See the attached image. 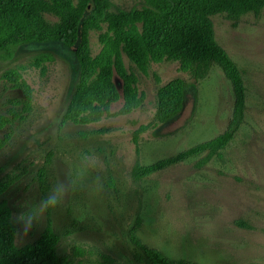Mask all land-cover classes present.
Listing matches in <instances>:
<instances>
[{
  "label": "rangeland",
  "instance_id": "1",
  "mask_svg": "<svg viewBox=\"0 0 264 264\" xmlns=\"http://www.w3.org/2000/svg\"><path fill=\"white\" fill-rule=\"evenodd\" d=\"M109 1L113 10L145 4ZM211 19L216 42L238 66L246 90L244 121L215 154L186 153L225 131L233 115L232 83L215 62L185 71L167 58L152 61L144 73L123 54L138 78L142 104L120 112L123 81L115 74L120 100L100 120L77 124L62 120L77 80L72 48L30 44L0 58V114L11 119L0 129L9 136L0 151V180L10 183L0 199L12 210L18 247L36 241L51 221L67 264H150L134 237L172 260L264 264V7ZM102 33L91 31L93 55ZM40 50L54 57L38 67L33 60ZM11 69L31 87L28 105L23 91L3 77ZM176 77L187 82L184 106L161 123L157 91ZM57 186L64 192L55 207L30 227L18 221L23 206L39 205Z\"/></svg>",
  "mask_w": 264,
  "mask_h": 264
},
{
  "label": "trees",
  "instance_id": "2",
  "mask_svg": "<svg viewBox=\"0 0 264 264\" xmlns=\"http://www.w3.org/2000/svg\"><path fill=\"white\" fill-rule=\"evenodd\" d=\"M263 7L264 0H145L140 9L130 10H113L109 0H0V58L10 59L19 47L30 44L58 42L72 48L78 66L77 80L62 120L77 124L100 120L110 111L111 104L120 100L115 74L123 81L124 103L120 112L130 113L142 104L138 78L127 70L123 54L144 73L152 61L167 58L178 60L185 71L194 65L215 62L232 83L233 115L225 131L186 152L208 150L215 154L232 141L244 121L246 90L238 66L216 42L211 15L227 13L238 17ZM45 13L54 14L58 21H48ZM94 30L103 32L101 49L95 55L90 42ZM53 57L48 50L37 51L33 64L39 67ZM3 77L23 91L28 105L32 91L22 74L11 69ZM186 87L187 82L181 77L159 87L156 101L159 122L165 123L181 112ZM10 121L0 114V129ZM8 141V135H0V151ZM156 168L157 165L138 167L136 173ZM9 186L8 181L0 180V196ZM16 234L12 210L5 199H0V264H67V257L58 253L59 237L51 221L36 241L23 247L16 245ZM133 240L150 264H196L169 259L137 237Z\"/></svg>",
  "mask_w": 264,
  "mask_h": 264
},
{
  "label": "clouds",
  "instance_id": "3",
  "mask_svg": "<svg viewBox=\"0 0 264 264\" xmlns=\"http://www.w3.org/2000/svg\"><path fill=\"white\" fill-rule=\"evenodd\" d=\"M64 189L62 186H57L55 190L45 199H43L39 205L34 206H23L27 208V211L22 210L18 215V221L24 223L26 226L30 227L33 220H38L45 210L51 209L56 206L60 198L62 197Z\"/></svg>",
  "mask_w": 264,
  "mask_h": 264
}]
</instances>
